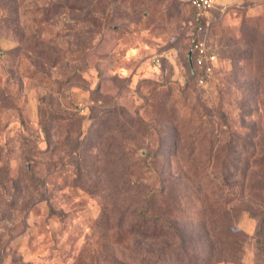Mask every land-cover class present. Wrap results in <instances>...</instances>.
Segmentation results:
<instances>
[{
    "label": "rangeland",
    "instance_id": "obj_1",
    "mask_svg": "<svg viewBox=\"0 0 264 264\" xmlns=\"http://www.w3.org/2000/svg\"><path fill=\"white\" fill-rule=\"evenodd\" d=\"M192 15L184 0H0V264H141L162 247L134 231L163 184L158 208L231 209L237 263L181 221L213 264H264L239 170L264 149V0H214L204 84Z\"/></svg>",
    "mask_w": 264,
    "mask_h": 264
},
{
    "label": "trees",
    "instance_id": "obj_2",
    "mask_svg": "<svg viewBox=\"0 0 264 264\" xmlns=\"http://www.w3.org/2000/svg\"><path fill=\"white\" fill-rule=\"evenodd\" d=\"M193 11V10H192ZM191 28H196L195 13L193 11ZM191 50L189 47L186 52V61L189 69L191 66L188 62L187 54ZM194 75L195 72L191 71ZM255 150V149H254ZM255 155H248L246 152L245 158H254V164L246 168H240L242 175H246L250 170H253L249 177L248 189L251 194H254L255 204L261 207L259 212H253V216L259 221V227L264 229V149ZM220 151L213 153V157H218ZM229 157V151L226 153ZM226 155L220 161L221 176L225 180V164L228 161ZM244 165L247 163H243ZM168 191L166 185H162L159 191H154V197L151 196L149 202L150 207L140 214V224L138 230L134 231L141 236L149 238H158L162 240V247L154 253L151 257L141 260V264H213L211 256L206 254L205 247H200L199 241L194 240L191 236L185 234L181 227V221H196L202 223L205 227V238L210 242L211 250L219 253L221 257L217 263H226L231 261L237 263L241 260L243 246L246 243L247 235L241 231L234 232L233 221L228 217L230 208H219L208 206L197 213H190L188 211L181 212L176 205L165 207L156 206V202L162 201L167 197ZM235 225V224H234ZM235 237V238H234ZM261 245V253L264 256V241L258 240Z\"/></svg>",
    "mask_w": 264,
    "mask_h": 264
},
{
    "label": "built area",
    "instance_id": "obj_3",
    "mask_svg": "<svg viewBox=\"0 0 264 264\" xmlns=\"http://www.w3.org/2000/svg\"><path fill=\"white\" fill-rule=\"evenodd\" d=\"M195 13L196 33L191 37L193 68L199 72L198 80L204 84L212 77L217 56L210 50L207 42V31L211 23V11L214 0H184ZM159 63V59H154Z\"/></svg>",
    "mask_w": 264,
    "mask_h": 264
},
{
    "label": "water",
    "instance_id": "obj_4",
    "mask_svg": "<svg viewBox=\"0 0 264 264\" xmlns=\"http://www.w3.org/2000/svg\"><path fill=\"white\" fill-rule=\"evenodd\" d=\"M187 58H188V62L190 64V66L193 68V57H192V52L191 51L188 52Z\"/></svg>",
    "mask_w": 264,
    "mask_h": 264
}]
</instances>
